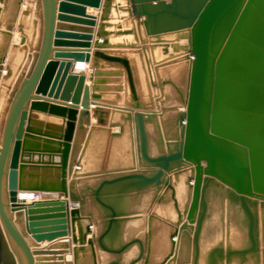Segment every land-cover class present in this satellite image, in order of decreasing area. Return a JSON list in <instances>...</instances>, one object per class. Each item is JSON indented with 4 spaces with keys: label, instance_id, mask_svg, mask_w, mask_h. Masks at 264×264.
<instances>
[{
    "label": "water",
    "instance_id": "95a60500",
    "mask_svg": "<svg viewBox=\"0 0 264 264\" xmlns=\"http://www.w3.org/2000/svg\"><path fill=\"white\" fill-rule=\"evenodd\" d=\"M11 245L264 264V0H0V264Z\"/></svg>",
    "mask_w": 264,
    "mask_h": 264
},
{
    "label": "crops",
    "instance_id": "0c3cea01",
    "mask_svg": "<svg viewBox=\"0 0 264 264\" xmlns=\"http://www.w3.org/2000/svg\"><path fill=\"white\" fill-rule=\"evenodd\" d=\"M86 12L87 13H92V14H96L97 11L94 8H91L89 6L86 7ZM15 38H17V34L15 33ZM54 49V48H53ZM83 70H79V71H84L86 74L90 71L88 69L87 63L83 62ZM77 64H81V63H77ZM76 71V70H75ZM85 83H87V81H85ZM94 119H91V122H93ZM62 238H57V240H53L52 242H48V241H41L39 244L40 248H45L47 247L50 243H53L54 241H59ZM11 248L13 249V252L15 253V255L17 256V264H26V260L25 257L22 255V252L15 246V245H11ZM64 259H68L70 260V255L69 254H64Z\"/></svg>",
    "mask_w": 264,
    "mask_h": 264
},
{
    "label": "bare ground",
    "instance_id": "6f19581e",
    "mask_svg": "<svg viewBox=\"0 0 264 264\" xmlns=\"http://www.w3.org/2000/svg\"><path fill=\"white\" fill-rule=\"evenodd\" d=\"M77 63H81V64H77ZM83 62H76V66H75V70L79 71V70H83ZM33 191H20L19 192V198L23 199L25 202H30L31 201V195H32Z\"/></svg>",
    "mask_w": 264,
    "mask_h": 264
},
{
    "label": "built area",
    "instance_id": "2783aa9c",
    "mask_svg": "<svg viewBox=\"0 0 264 264\" xmlns=\"http://www.w3.org/2000/svg\"><path fill=\"white\" fill-rule=\"evenodd\" d=\"M46 197V194L40 191H33L31 195V201L41 200Z\"/></svg>",
    "mask_w": 264,
    "mask_h": 264
}]
</instances>
